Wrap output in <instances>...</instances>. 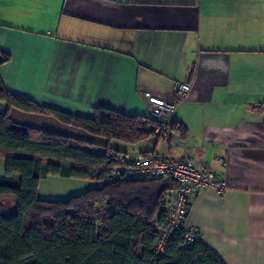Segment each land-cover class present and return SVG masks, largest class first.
Segmentation results:
<instances>
[{
  "label": "crops",
  "instance_id": "obj_1",
  "mask_svg": "<svg viewBox=\"0 0 264 264\" xmlns=\"http://www.w3.org/2000/svg\"><path fill=\"white\" fill-rule=\"evenodd\" d=\"M0 51L10 56L0 65L6 90L71 115L98 106L145 115L141 92L179 97L183 138L119 148L209 166L228 187L193 191L184 228L224 264H264V0H0ZM10 114L79 134L49 113ZM104 183L43 175L37 194L65 200Z\"/></svg>",
  "mask_w": 264,
  "mask_h": 264
},
{
  "label": "trees",
  "instance_id": "obj_2",
  "mask_svg": "<svg viewBox=\"0 0 264 264\" xmlns=\"http://www.w3.org/2000/svg\"><path fill=\"white\" fill-rule=\"evenodd\" d=\"M9 60L0 51V65ZM0 101L7 105L0 113V264H224L200 240L182 246V229L163 255H153L172 181L108 179L109 150L161 138L154 118L104 106L89 117L71 115L11 93L1 78ZM13 109L49 113L79 134L29 125L14 119ZM169 129L186 135L175 120ZM43 175L105 183L65 200H45L37 194ZM6 198L13 201L10 209L3 205Z\"/></svg>",
  "mask_w": 264,
  "mask_h": 264
},
{
  "label": "built area",
  "instance_id": "obj_3",
  "mask_svg": "<svg viewBox=\"0 0 264 264\" xmlns=\"http://www.w3.org/2000/svg\"><path fill=\"white\" fill-rule=\"evenodd\" d=\"M176 90L180 96L190 92L189 84H179ZM146 101V114L159 124L155 131L161 138L170 136L169 125L175 120L179 97L163 99L149 92H141ZM112 162L109 180H170L173 183V194L165 206L164 214L156 224L157 238L152 248L154 256L163 255L168 241L177 230H183L182 246L186 247L201 239L194 227L184 228V220L190 207L193 191L204 188H214L219 191L228 187L226 180L219 178L213 170L200 164L190 157L182 156L172 160L160 153L145 152L132 157L121 148L107 152Z\"/></svg>",
  "mask_w": 264,
  "mask_h": 264
},
{
  "label": "rangeland",
  "instance_id": "obj_4",
  "mask_svg": "<svg viewBox=\"0 0 264 264\" xmlns=\"http://www.w3.org/2000/svg\"><path fill=\"white\" fill-rule=\"evenodd\" d=\"M118 146H120V145L118 144ZM96 150H98V149H96ZM2 202H3V205H4V207H5L6 209H10V208L12 207V205H13V201H12L11 198H6V199L3 200Z\"/></svg>",
  "mask_w": 264,
  "mask_h": 264
}]
</instances>
